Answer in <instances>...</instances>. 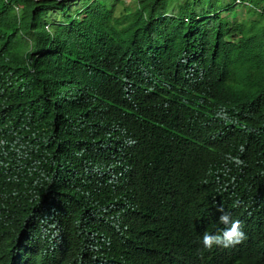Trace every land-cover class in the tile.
Wrapping results in <instances>:
<instances>
[{
  "label": "trees",
  "instance_id": "trees-1",
  "mask_svg": "<svg viewBox=\"0 0 264 264\" xmlns=\"http://www.w3.org/2000/svg\"><path fill=\"white\" fill-rule=\"evenodd\" d=\"M0 264H264V0H0Z\"/></svg>",
  "mask_w": 264,
  "mask_h": 264
},
{
  "label": "clouds",
  "instance_id": "clouds-1",
  "mask_svg": "<svg viewBox=\"0 0 264 264\" xmlns=\"http://www.w3.org/2000/svg\"><path fill=\"white\" fill-rule=\"evenodd\" d=\"M129 145L135 143L134 140L127 141ZM217 211L221 213L218 224L224 227L216 233L205 231L201 237L203 249L212 250L213 247L232 248L242 244L246 240V234L241 228L239 220H234L230 213L226 212L223 206H219Z\"/></svg>",
  "mask_w": 264,
  "mask_h": 264
},
{
  "label": "rangeland",
  "instance_id": "rangeland-1",
  "mask_svg": "<svg viewBox=\"0 0 264 264\" xmlns=\"http://www.w3.org/2000/svg\"><path fill=\"white\" fill-rule=\"evenodd\" d=\"M122 2V6L125 7H130V8H133L135 7V0H120ZM120 5H116L115 8L116 9H119ZM115 12L117 13L118 10H115ZM236 14L239 18H243V8L239 7L237 10H236Z\"/></svg>",
  "mask_w": 264,
  "mask_h": 264
}]
</instances>
